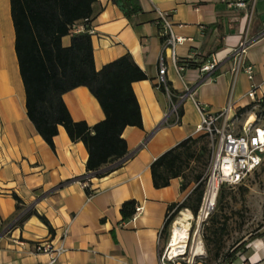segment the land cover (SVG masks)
<instances>
[{
    "label": "crops",
    "instance_id": "0c3cea01",
    "mask_svg": "<svg viewBox=\"0 0 264 264\" xmlns=\"http://www.w3.org/2000/svg\"><path fill=\"white\" fill-rule=\"evenodd\" d=\"M139 3L142 13L131 19L112 0H95L92 5L95 69L129 53L148 78L132 83L142 128L124 129V161L103 177H89L88 152L82 142L71 141L59 126L52 149L29 120L10 0H0V214L6 221L18 216L17 224L0 236V264H50L49 255L36 253L34 243L49 239L59 243L64 231L65 251L52 264H159L160 249L167 241L165 216L170 205L181 203L188 192L181 191L180 178L155 188L151 163L181 140L198 134V105L207 113L227 110L229 124L239 131L253 107L247 93L255 86L256 97L264 96V0H246L245 8L237 7L236 0ZM156 9L167 13L174 35L184 39L175 45V62L169 52L165 54L168 89L177 96L190 92L181 101L178 124L166 118L170 99L157 87L165 44L155 22ZM244 38L248 44L243 62L253 67L252 79L243 69L234 71L232 51ZM61 41L68 46L71 34ZM195 55L206 56V61L216 56L218 74L201 76L197 69L188 68L178 73L176 62ZM62 98L74 121L92 126L105 117L85 86ZM84 176L89 177L91 196L77 180ZM128 199L141 205L143 212L122 222L120 207ZM246 248V257L240 255L231 264H264V239L250 240Z\"/></svg>",
    "mask_w": 264,
    "mask_h": 264
},
{
    "label": "trees",
    "instance_id": "16d2710c",
    "mask_svg": "<svg viewBox=\"0 0 264 264\" xmlns=\"http://www.w3.org/2000/svg\"><path fill=\"white\" fill-rule=\"evenodd\" d=\"M112 1L128 19L142 13L139 0ZM94 2L95 0H10V6L15 30V50L29 120L52 149L53 138L58 133V127L62 126L71 141L84 144L88 152L86 171L89 177H103L124 161L127 154L126 141L122 137L124 129L127 126L142 128L140 106L132 83L148 77L129 53L105 64L100 70L95 69L90 33ZM78 23H83L85 30L73 32L72 27ZM68 34H71L70 44L63 46L62 37ZM206 59V56L195 55L190 60L178 63L188 69H198ZM217 74L216 69L211 76ZM78 86L87 87L96 98L105 115L102 121L90 126L85 121L72 119L62 96ZM166 86L169 87L168 82ZM157 87L165 91L163 84ZM169 91L175 101L178 93L170 88ZM181 114L180 108L179 115ZM200 135L208 137L204 133ZM195 142V136L187 137L151 163L150 171L155 188L166 187L171 179L180 178V189L185 190L190 181L184 183V172L193 156L192 146ZM204 180L201 173L193 176L192 181L196 185L191 194L196 193L195 203L187 204V197L181 203L171 204L169 209H175L172 217L182 208H188L196 214L204 192ZM85 192L87 196L93 194L89 187H85ZM15 198L18 200L17 196ZM136 205L134 199L122 202V222L133 217ZM38 217L48 225L44 216ZM166 226L167 224L165 228ZM49 229L52 230L50 226ZM246 245L247 243L238 244L226 255L222 264H231L245 254Z\"/></svg>",
    "mask_w": 264,
    "mask_h": 264
},
{
    "label": "built area",
    "instance_id": "2783aa9c",
    "mask_svg": "<svg viewBox=\"0 0 264 264\" xmlns=\"http://www.w3.org/2000/svg\"><path fill=\"white\" fill-rule=\"evenodd\" d=\"M236 5L237 7L245 8L246 0H236ZM156 14L155 22L160 27L165 44L163 53L160 55L158 61V85L163 84L165 86V91L170 99V107L166 118L170 117L172 118V123L178 124L181 101L190 92L187 91L185 95L175 96V101L172 100V94L166 86L164 78L167 69L165 54L169 52L172 60L175 62V45L181 43L184 39L174 35L172 23L166 12L156 9ZM83 30H85L83 23L75 24L72 27L73 32ZM91 32L92 28L90 29ZM247 44L246 38L242 39L232 51V58L235 65L234 71L237 72L243 69L248 78L252 79L253 67L244 66L243 62ZM218 63L217 57L213 56L197 70L201 76H209L217 69ZM185 69L183 65L176 62L178 73H182ZM247 96L253 101L252 106L258 108V111L252 109L247 114L239 131H236L229 124L226 115L227 110L218 113H207L198 105L201 113V123L197 127V132L207 134L212 141L211 160L205 176L203 200L197 216L199 221L205 220L214 210L215 198L220 186L240 184L249 173L257 169L262 163L264 157V120H261L260 115L264 112V96L256 97L255 86L247 93ZM252 116L253 118L251 119ZM78 181L84 188L89 187V178ZM174 210L172 209L167 212L164 221L165 224L171 225V230L176 222L174 217H172ZM142 212V206L136 205L132 218H136ZM17 222L18 216H15L10 221H6L0 214V236L15 226ZM65 237L66 231L63 232L59 243H55L52 239L37 241L34 243L35 252L48 254L50 257L49 263H55L58 257L65 251ZM187 242L182 247H177L173 250L168 239L160 249L159 264H194V255H187Z\"/></svg>",
    "mask_w": 264,
    "mask_h": 264
},
{
    "label": "rangeland",
    "instance_id": "374dc122",
    "mask_svg": "<svg viewBox=\"0 0 264 264\" xmlns=\"http://www.w3.org/2000/svg\"><path fill=\"white\" fill-rule=\"evenodd\" d=\"M252 109L258 111L256 107ZM260 118L264 120V112ZM200 134L195 136L196 142L192 146L193 156L184 172V183L190 181L185 188L186 193L188 192L185 199L189 197L186 200L187 204H194L196 199V193L191 194L196 185L192 181L193 176L201 173L202 179H205L211 160L212 141L209 136ZM217 195L214 210L203 221H199L197 217L203 195L196 214L188 208H182L175 213L174 220L188 212L191 213V218L187 219L190 234L187 255H192L191 250L197 238L201 240L203 248L200 255L194 256V264H222L226 255L231 253L238 244H248L250 240L264 239V236H260L264 235V157L261 165L249 173L240 184L224 185L221 187L218 198ZM170 230L171 225L168 224L164 230L166 240H170ZM243 256L246 257V253Z\"/></svg>",
    "mask_w": 264,
    "mask_h": 264
},
{
    "label": "bare ground",
    "instance_id": "6f19581e",
    "mask_svg": "<svg viewBox=\"0 0 264 264\" xmlns=\"http://www.w3.org/2000/svg\"><path fill=\"white\" fill-rule=\"evenodd\" d=\"M252 118L253 116L251 117V119ZM190 218H191V213L188 212L187 214H184V216L178 218L174 223L173 228L171 230V237L169 240L173 250H175V248L177 247H182L184 243L187 242L188 239L190 238L189 225L187 223V219ZM202 252H203V248L201 245V240L197 238V240H194V245L192 247L191 253L195 256V255H200Z\"/></svg>",
    "mask_w": 264,
    "mask_h": 264
}]
</instances>
